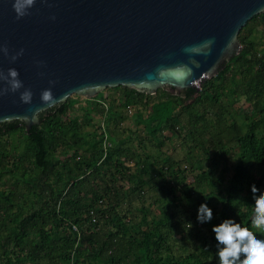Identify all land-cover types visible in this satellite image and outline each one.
Wrapping results in <instances>:
<instances>
[{
    "label": "trees",
    "instance_id": "obj_1",
    "mask_svg": "<svg viewBox=\"0 0 264 264\" xmlns=\"http://www.w3.org/2000/svg\"><path fill=\"white\" fill-rule=\"evenodd\" d=\"M237 39L200 89L118 86L40 112L28 132L1 123L0 264H218L211 229L224 219L264 239L251 223V187L264 192V12ZM201 203L210 222L196 219Z\"/></svg>",
    "mask_w": 264,
    "mask_h": 264
},
{
    "label": "water",
    "instance_id": "obj_2",
    "mask_svg": "<svg viewBox=\"0 0 264 264\" xmlns=\"http://www.w3.org/2000/svg\"><path fill=\"white\" fill-rule=\"evenodd\" d=\"M13 3L0 0V73L15 68L22 87L6 92L0 80V124L19 120L26 132L72 95L199 89L241 50L240 29L264 12V0H34L17 18ZM25 88L30 103L20 99Z\"/></svg>",
    "mask_w": 264,
    "mask_h": 264
},
{
    "label": "clouds",
    "instance_id": "obj_3",
    "mask_svg": "<svg viewBox=\"0 0 264 264\" xmlns=\"http://www.w3.org/2000/svg\"><path fill=\"white\" fill-rule=\"evenodd\" d=\"M33 2L34 0H14L12 7L16 17L19 18L25 15ZM2 50L5 55L8 54L6 46ZM22 51L23 49L20 50V52ZM20 52L12 55L11 60L14 61L20 55ZM18 77L19 73L15 68H9L6 74L0 73V80L5 81L7 85L3 91L15 92L20 89L22 81ZM31 98L32 92L30 89L25 88L20 92L22 102L30 103ZM41 99L43 101L52 99L50 88L43 89ZM251 193L255 199L251 223L256 229L264 231V192L253 185ZM196 219L199 223L210 222L212 220V209L206 203H201L197 208ZM211 230L216 242L218 264H264V239L258 238L256 232L247 227H242L233 219H224L218 224H213Z\"/></svg>",
    "mask_w": 264,
    "mask_h": 264
},
{
    "label": "rangeland",
    "instance_id": "obj_4",
    "mask_svg": "<svg viewBox=\"0 0 264 264\" xmlns=\"http://www.w3.org/2000/svg\"><path fill=\"white\" fill-rule=\"evenodd\" d=\"M205 80H207V78L205 79ZM202 84V83H201ZM199 89H200V87H199ZM99 93H102L103 95H109V94H112V91L111 90H109V89H104V90H102L101 92H99ZM98 93V94H99ZM97 94V95H98ZM78 98H80V100L82 101V100H84V99H88V98H84V97H80V96H77ZM69 98H76V96L75 95H72V96H70ZM243 101H240V104L242 103ZM84 104V103H83ZM239 107L240 108H242V109H244V108H247V105H244V106H241V105H239ZM236 112V111H235ZM241 118H242V116H241V112L240 113H235V119L238 121V122H241ZM129 128V129H131V130H134V127H135V124H134V120L132 119V117L131 118H128L127 120H125V122L124 123H122L121 125H120V130H121V128ZM127 134H130V131L129 132H127V133H124L123 131H122V133L120 134V137H125ZM131 145H134V143L132 144V143H130ZM171 145L173 144V143H170ZM169 153H171L175 158H177V159H181L182 158V152H181V150L180 149H178V150H176V151H173V150H171V149H168L167 150ZM132 164L131 163H128V166H131ZM152 211H155L156 212V209L154 208V209H151Z\"/></svg>",
    "mask_w": 264,
    "mask_h": 264
},
{
    "label": "built area",
    "instance_id": "obj_5",
    "mask_svg": "<svg viewBox=\"0 0 264 264\" xmlns=\"http://www.w3.org/2000/svg\"><path fill=\"white\" fill-rule=\"evenodd\" d=\"M90 215L92 216V221H95V218H94V216H93V215H94L93 212H91ZM72 230H76V228L73 226V227H72Z\"/></svg>",
    "mask_w": 264,
    "mask_h": 264
}]
</instances>
